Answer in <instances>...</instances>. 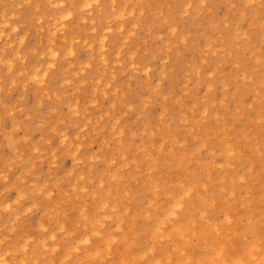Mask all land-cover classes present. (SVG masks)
<instances>
[{"label":"rangeland","instance_id":"rangeland-1","mask_svg":"<svg viewBox=\"0 0 264 264\" xmlns=\"http://www.w3.org/2000/svg\"><path fill=\"white\" fill-rule=\"evenodd\" d=\"M22 263L264 264V0H0Z\"/></svg>","mask_w":264,"mask_h":264},{"label":"bare ground","instance_id":"bare-ground-1","mask_svg":"<svg viewBox=\"0 0 264 264\" xmlns=\"http://www.w3.org/2000/svg\"><path fill=\"white\" fill-rule=\"evenodd\" d=\"M88 48V47H87ZM92 52V51H91ZM56 61V60H55ZM54 61V62H55ZM68 65V64H67ZM10 66V65H9ZM106 158V157H105ZM97 160H99V159H97ZM4 208V207H3ZM154 210V209H153ZM176 214V213H175ZM251 217V216H250ZM252 227V226H251ZM261 230V229H260ZM163 231V230H162ZM193 232V231H192ZM132 237V236H131ZM161 239V238H160ZM108 241V240H107ZM181 242V241H180ZM206 242V241H205ZM211 242V241H210ZM217 242V241H216ZM221 245V244H220ZM161 251V250H160ZM152 253V252H151ZM178 255V254H177ZM193 257V256H192ZM228 263V262H227ZM230 263V262H229ZM23 264V263H22Z\"/></svg>","mask_w":264,"mask_h":264}]
</instances>
